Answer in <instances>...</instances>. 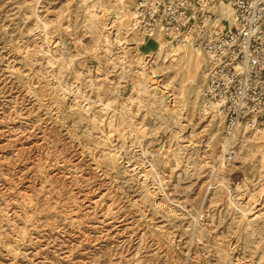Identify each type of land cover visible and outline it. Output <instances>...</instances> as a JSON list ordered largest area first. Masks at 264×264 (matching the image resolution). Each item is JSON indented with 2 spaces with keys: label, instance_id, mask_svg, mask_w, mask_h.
Instances as JSON below:
<instances>
[{
  "label": "rangeland",
  "instance_id": "rangeland-1",
  "mask_svg": "<svg viewBox=\"0 0 264 264\" xmlns=\"http://www.w3.org/2000/svg\"><path fill=\"white\" fill-rule=\"evenodd\" d=\"M127 1L0 0V264H264V125L223 162L206 53Z\"/></svg>",
  "mask_w": 264,
  "mask_h": 264
},
{
  "label": "built area",
  "instance_id": "built-area-1",
  "mask_svg": "<svg viewBox=\"0 0 264 264\" xmlns=\"http://www.w3.org/2000/svg\"><path fill=\"white\" fill-rule=\"evenodd\" d=\"M221 1L133 0V8L141 30L185 34L207 54L201 108L216 106L224 116L222 160L231 163L239 125L264 124V0H224L232 7L233 27L210 10Z\"/></svg>",
  "mask_w": 264,
  "mask_h": 264
},
{
  "label": "bare ground",
  "instance_id": "bare-ground-1",
  "mask_svg": "<svg viewBox=\"0 0 264 264\" xmlns=\"http://www.w3.org/2000/svg\"><path fill=\"white\" fill-rule=\"evenodd\" d=\"M124 5H126V8H128V18L130 21L129 32L133 33L134 31H136V32H138L139 35H142L140 37L133 36L131 38V40H129L130 42L129 41L127 42L129 47L132 48L133 50H135L137 47L140 48V46L146 41L145 37H147V36L150 37L149 41L152 40L154 43L157 44L156 47L153 50H151V52L149 54L141 53L142 56L147 57V55H149V57H150L152 55H158L159 52H161V50L167 45H171L174 50L177 48H181V47L187 48L190 46L196 50H199V52H197V54L199 56L203 55L204 52L201 49L195 47L193 45V43L191 42V40H189V38L185 36V34L176 35L174 33H171L170 31H167V30H164L161 28H154V29H152V31H149V32L141 30L140 18L137 16L136 12L134 11L133 0H128L126 3H124ZM210 10L212 12H216L219 15V17L222 20H224L230 27H233L235 25L234 18H233V10H232L231 5L227 1L223 0L220 3L213 5L210 8ZM172 41L176 42L178 44L174 45V44H172ZM172 48H171V50H172ZM137 51H140V49H136V52ZM147 58H145L144 60H147ZM145 68H147V67H145ZM137 73L140 74L138 71L134 72L135 81H137V78H139V76H137ZM161 92L163 94L159 93L158 101L162 102V105H165V100H166L165 96L166 95H165V92L163 90ZM202 114L203 115L212 114L217 119H220L221 121L224 120V116L222 115V113L220 112V110L216 106H213L210 109H202ZM244 122H247V121H244ZM244 122H242V123H244ZM241 124L239 126H241ZM224 125H225V123H224ZM238 129H237V131H238ZM236 133H238V132H236Z\"/></svg>",
  "mask_w": 264,
  "mask_h": 264
}]
</instances>
